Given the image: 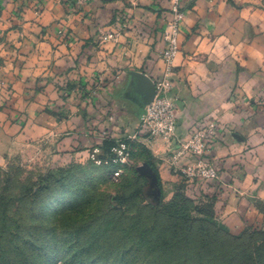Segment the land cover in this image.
<instances>
[{"label": "crops", "instance_id": "crops-1", "mask_svg": "<svg viewBox=\"0 0 264 264\" xmlns=\"http://www.w3.org/2000/svg\"><path fill=\"white\" fill-rule=\"evenodd\" d=\"M183 10L167 65L170 0H0V157L15 145L71 153L128 140L157 161L147 166L163 184L178 182L179 145L144 138L132 77L142 72L169 84L179 141L217 123L204 157L220 175L210 190L233 228L264 226V0Z\"/></svg>", "mask_w": 264, "mask_h": 264}, {"label": "rangeland", "instance_id": "rangeland-1", "mask_svg": "<svg viewBox=\"0 0 264 264\" xmlns=\"http://www.w3.org/2000/svg\"><path fill=\"white\" fill-rule=\"evenodd\" d=\"M131 144L122 166L107 154L97 164L93 149L58 153L49 145H15L3 154L0 264H18L8 241L16 233L36 237L39 264H73L74 257L75 264H201L219 246L230 251L226 236L237 238L243 264H264V226L233 228L211 181L183 173L192 159L184 168L174 163L178 182L163 184L144 170L148 151ZM152 164L156 170L157 161ZM199 220L211 226L207 238ZM212 237L209 245L200 241Z\"/></svg>", "mask_w": 264, "mask_h": 264}, {"label": "built area", "instance_id": "built-area-1", "mask_svg": "<svg viewBox=\"0 0 264 264\" xmlns=\"http://www.w3.org/2000/svg\"><path fill=\"white\" fill-rule=\"evenodd\" d=\"M131 4L139 0H127ZM185 1L194 2L197 0H170L172 20L164 31L166 48L162 52V58L170 65L179 52V30L185 21L186 14L183 10ZM112 37V35H110ZM157 92L154 100L145 108L141 118V126L145 131L144 137L147 142L165 140L168 143L179 145L174 154V163L185 156L193 160V164L187 165L183 173L192 180L213 181L219 180V172L212 162L204 160L210 150V141L216 137L219 130L217 123H210L194 133L190 139L179 141L177 137V117L174 106V98L171 95V88L167 83H159L156 86ZM111 162L116 166L126 164L130 157V147L127 142L121 140L112 150ZM103 150L100 146L93 148L91 158L102 164L101 155Z\"/></svg>", "mask_w": 264, "mask_h": 264}, {"label": "trees", "instance_id": "trees-1", "mask_svg": "<svg viewBox=\"0 0 264 264\" xmlns=\"http://www.w3.org/2000/svg\"><path fill=\"white\" fill-rule=\"evenodd\" d=\"M123 141L130 144V147H131V145H133L128 140H123ZM118 143H119V141H115L112 139H107L106 141H104V143L101 146V148L103 150V155H101V157H104V155L107 154L111 158L112 157L111 150L115 146H117ZM142 149H144V148H142ZM146 152H147V150H146ZM153 160L154 159L151 157L150 153L147 152V160L146 161L147 162L149 161L150 166L154 168V165L152 164ZM196 222L200 223L199 231H201V233L203 235H206V238H207V235H208L210 227H211L210 224L205 222V221H201V220L196 221ZM256 230H258V229H256ZM256 232H259V231H256ZM23 237L24 236L20 235V233H16V234L10 235V238L8 239V241H10V243H14V251L16 253V257H15L14 261H16V259H18L17 260L18 264H32L31 263L32 261H34V264H39L40 259L33 257V253L35 252V250L37 249V246H38V241H37L36 237L25 236L26 239ZM203 238H201L200 241L202 242V244H205V245L211 244L213 239H214V237H212L210 240L209 239L204 240ZM224 238H228L230 241V244H229L231 246L230 251H228L226 253L222 252L220 249V246H219V248L215 250V253H217V255H213V258L204 259V256L202 255L201 258H203V260H202L201 264H243L242 263L243 260L240 259V256H241L240 253H242L241 252L242 248H239V245L237 244V242H238L237 238H234L231 236H226ZM216 241L220 245L221 238L218 236ZM76 260H77V257H74L73 259H71V263L75 264Z\"/></svg>", "mask_w": 264, "mask_h": 264}, {"label": "water", "instance_id": "water-1", "mask_svg": "<svg viewBox=\"0 0 264 264\" xmlns=\"http://www.w3.org/2000/svg\"><path fill=\"white\" fill-rule=\"evenodd\" d=\"M132 77L133 94L137 97L141 106H148L156 96L157 89L155 82L142 72H132ZM144 170L155 175L153 170L147 165H145ZM160 194V191H158V195Z\"/></svg>", "mask_w": 264, "mask_h": 264}]
</instances>
